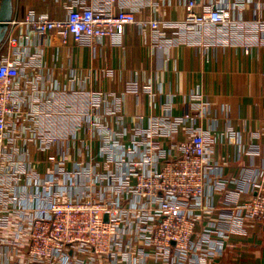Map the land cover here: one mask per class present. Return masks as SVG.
I'll use <instances>...</instances> for the list:
<instances>
[{
	"label": "crops",
	"instance_id": "1",
	"mask_svg": "<svg viewBox=\"0 0 264 264\" xmlns=\"http://www.w3.org/2000/svg\"><path fill=\"white\" fill-rule=\"evenodd\" d=\"M197 1L195 10L200 13L210 0ZM230 1L233 4L234 0ZM187 2L85 0L88 6L101 4L113 12L133 10L139 21L169 23L158 32L150 26L141 29L128 25L121 42L107 38L102 43H78L70 38L63 44L54 32L42 37L21 24L10 27L0 56L13 53L14 46L8 41L16 38V46L27 48L32 60L31 66L24 67L36 84L30 90L32 103L25 108L38 112L40 123L39 139L28 147L29 162L43 184L22 188L29 203L19 201L20 208L24 205L23 212H10L5 228L0 231V264H29L30 236L24 214L33 207L37 190L59 202L84 196L86 187L99 192L102 188L99 179L88 182L86 174L77 180L78 166L92 165L98 173L105 172L107 157L102 147L107 129L119 140L118 153L124 154L140 142L137 130L149 128L152 120L176 128L172 139H157L159 147L165 150L174 143L173 155L179 153L178 145L195 132L204 133L212 159L222 167V176L228 183L226 191H216L211 199L204 198L200 208L192 207L195 214L203 217L194 241L201 239L209 224H220L223 228L232 224L219 222L218 208L223 207L229 196L238 193L247 200L246 178L256 172L264 174V0L234 2L231 17L237 23L228 29L224 42L221 33L207 35L204 30L203 36L194 35L193 42L170 45V41L189 37L177 26L186 18ZM72 3V0H14L13 21H23L30 11L64 19ZM256 21L262 24V29L259 30ZM160 33L168 43L158 42ZM134 85L137 92L132 91ZM92 96L100 99L98 108L89 106ZM86 113H97L104 124H94L95 118L89 117L85 119L88 125L84 126ZM187 114L193 119L182 120ZM28 125L33 127L36 122L28 121ZM53 137L61 138L62 150L58 147L43 150V138ZM18 145L23 147L24 143L20 141ZM51 156L64 161L68 177L56 172L58 160L51 161ZM123 160L131 161L126 155ZM117 167L118 164H113L112 168L116 171ZM131 181L134 183L135 179ZM21 184H26L25 177ZM211 203L215 210L205 212ZM227 235L223 238L212 235L222 248L214 250V256L203 264H264V220H246L241 230ZM142 245L134 244L133 264L142 263ZM144 251L148 252L145 259L149 264H155L154 252L148 248ZM190 261L181 264H201L202 256L195 255ZM47 264L113 263L94 252H69L65 262L54 259Z\"/></svg>",
	"mask_w": 264,
	"mask_h": 264
},
{
	"label": "built area",
	"instance_id": "2",
	"mask_svg": "<svg viewBox=\"0 0 264 264\" xmlns=\"http://www.w3.org/2000/svg\"><path fill=\"white\" fill-rule=\"evenodd\" d=\"M72 1L64 19H53L47 12L37 14L30 11L23 21L12 20L11 26L21 24L42 37L54 32L60 42L66 44L70 38L78 43H102L107 38L121 42L128 25H137L141 29L150 26L158 32L162 25L169 24L158 20L139 21L133 10L113 12L101 4L88 6L85 0ZM233 4L230 0H210L198 13L195 10L198 1L188 0L186 18L177 26L189 37L170 41V45L193 42L194 35L203 36L204 30L207 35L221 33L224 42L228 29L237 23L231 17ZM256 26L262 29L259 21ZM157 35L158 42L168 43L165 35ZM17 41L16 38L8 41L14 46L10 56H0V231L5 228L10 212H23L24 205L20 208L19 201L29 203L22 188L43 184L29 162L28 148L39 139L38 112L26 109L32 103L30 90L36 82L27 76L24 67L31 66L29 52L27 48L16 46ZM132 91H138L136 85ZM88 104L93 109L98 108L100 99L92 96ZM83 116L84 126L88 125L85 119L89 117L95 118L94 124L99 126L104 122L97 113ZM189 119L193 118L187 114L182 120ZM33 120L37 126L31 127L28 121ZM175 129L166 122L152 120L149 128L137 130L140 142L133 150L124 151L130 162H125V155L118 153L119 140L113 131L107 129L102 147L107 157L105 172L98 173L92 165L87 168L79 165L75 171L77 180H82L86 174L88 182L99 179L102 187L99 192L86 187L84 196L59 202L37 190L33 207L25 206L29 212L24 214L30 236L29 264H47L54 259L65 262L69 252H94L113 264L121 261L133 264L134 244H143L141 253L144 258L140 264H149L145 259L148 255L145 248L154 252L155 264L191 262L195 255L202 256L203 264L214 256V250L222 248L220 241L213 239L214 233L223 238L241 230L246 220L263 221L264 174L256 172L245 180L249 194L247 200L238 193L229 196L223 207L218 208L219 222L232 224L227 228L209 224L201 239L194 241L203 217L195 214L192 207L200 208L204 198L211 199L216 191H226L228 183L222 176V167L212 159V149L204 133L195 132L179 144L177 155L171 151L174 143L168 150L159 147L157 139H172ZM20 141L24 143L23 147L18 145ZM41 146L45 151L63 148L59 137L43 138ZM49 159L58 160L56 156ZM113 164H118L116 171ZM56 172L68 177L63 160L56 163ZM24 177L26 184L22 185ZM212 209L215 210L211 203L205 212Z\"/></svg>",
	"mask_w": 264,
	"mask_h": 264
},
{
	"label": "water",
	"instance_id": "3",
	"mask_svg": "<svg viewBox=\"0 0 264 264\" xmlns=\"http://www.w3.org/2000/svg\"><path fill=\"white\" fill-rule=\"evenodd\" d=\"M14 14V0H0V48L10 30Z\"/></svg>",
	"mask_w": 264,
	"mask_h": 264
}]
</instances>
